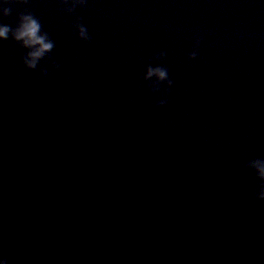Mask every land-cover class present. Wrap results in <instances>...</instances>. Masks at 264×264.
<instances>
[{
  "label": "clouds",
  "instance_id": "1",
  "mask_svg": "<svg viewBox=\"0 0 264 264\" xmlns=\"http://www.w3.org/2000/svg\"><path fill=\"white\" fill-rule=\"evenodd\" d=\"M83 2V0H81ZM264 2V0H262ZM5 0H0V16L7 17L9 9L5 6ZM71 11V9H69ZM79 30V36L82 40L87 41L89 39L86 28L83 25H77ZM11 34L12 38L17 42L29 49L27 56L24 58V64L29 69H35L38 62L45 56V54L51 52L54 47L53 42L48 38L46 34H42L41 24L37 18L31 14L22 15L19 19V23L15 30L11 29L6 23L0 22V41H5ZM198 44V42H197ZM163 53L160 57H163ZM196 52L193 51L190 54V59H194ZM144 80L148 82L149 90L152 92L159 91L161 85L167 84L169 87L172 85V81L169 79L168 70L166 67L149 66L144 76ZM167 101L159 100L158 105H163ZM249 167L252 168L257 176L264 180V160L256 159L249 162ZM258 199H264V188H262L257 194ZM0 264H6L3 258H0Z\"/></svg>",
  "mask_w": 264,
  "mask_h": 264
}]
</instances>
